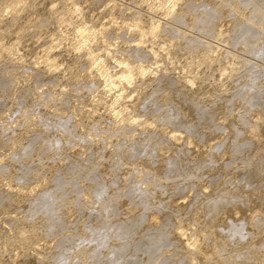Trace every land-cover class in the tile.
I'll list each match as a JSON object with an SVG mask.
<instances>
[{"label": "bare ground", "instance_id": "6f19581e", "mask_svg": "<svg viewBox=\"0 0 264 264\" xmlns=\"http://www.w3.org/2000/svg\"><path fill=\"white\" fill-rule=\"evenodd\" d=\"M239 51L264 59V0H0V264H264Z\"/></svg>", "mask_w": 264, "mask_h": 264}, {"label": "rangeland", "instance_id": "374dc122", "mask_svg": "<svg viewBox=\"0 0 264 264\" xmlns=\"http://www.w3.org/2000/svg\"><path fill=\"white\" fill-rule=\"evenodd\" d=\"M135 5V4H134ZM139 7V6H138ZM72 44V43H71ZM241 52V53H240ZM239 54H240V56L242 57V61H244L243 59H246V61L247 62H249V63H247L245 66H244V68L242 67V68H240V69H238L239 71H238V74H237V76H236V79H237V81H236V83H238V84H245V83H243L244 82V80H245V78H246V76H250V77H255V76H257L258 75V73H259V71L261 70V68H260V66L263 64V66H264V59H260L259 57H257V56H255V55H253V53H251V54H249V53H244V51H239ZM246 55H248V57H245ZM250 57V58H249ZM253 58V59H252ZM253 79H255V78H253ZM27 125H29V124H27ZM26 125V126H27ZM18 129L20 130V127H18ZM23 129H24V126H23V128L21 127V130L23 131ZM89 139V138H88ZM38 157V156H37ZM42 157H44V156H42ZM40 159V160H39ZM45 158H40V156H39V158L37 159L36 158V162L37 163H41V161L43 162V160H44ZM49 158H47V159H45V161L44 162H50V164H53V163H55L54 162V157L52 158V159H49ZM38 160V161H37ZM53 161V162H52ZM17 164V163H16ZM19 164V163H18ZM25 165V164H24ZM26 166V165H25ZM126 167H128V166H126ZM183 179V178H182ZM178 180V179H176V178H173L172 179V183H174V182H179V185L180 186H183L185 183H186V181H183V180ZM227 179H228V177H227ZM132 188L133 186H132V184L131 185H129L128 186V188ZM175 187V185L173 186V184H172V189ZM222 188H223V186H221ZM142 198H143V196L142 195H139L138 197H128L127 199H126V201H129V202H133L132 204H135V203H140V201L142 200ZM155 201V200H154ZM62 204V202L60 203V204H54V208H57V207H59V205H61ZM58 232H59V230L57 229V228H55V227H49L48 228V230H47V232H46V235H48V240H54V244H55V242H57L59 239H61L62 238V235H57L58 234ZM72 233L71 232H69V233H66V236H70ZM57 236V237H56ZM123 242H125V241H123ZM114 244H117V243H120V242H113ZM88 249H92V248H88ZM88 249H86V250H88ZM83 251V248H81V244H80V242L79 241H71V242H67V243H65V246L64 247H61V246H59L58 245V243L54 246V247H52L51 249H49V250H47V254H46V256L49 258V257H51V258H53V260H56V261H58V262H61L62 261V258H60V255L61 254H64V255H66V259H69L70 258V254H73V253H81ZM53 253V254H52ZM225 256H228V255H225ZM224 256V257H225ZM74 257V256H73ZM79 259V258H78Z\"/></svg>", "mask_w": 264, "mask_h": 264}]
</instances>
